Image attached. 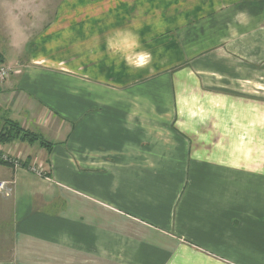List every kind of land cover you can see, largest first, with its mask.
I'll list each match as a JSON object with an SVG mask.
<instances>
[{"label": "crops", "instance_id": "0c3cea01", "mask_svg": "<svg viewBox=\"0 0 264 264\" xmlns=\"http://www.w3.org/2000/svg\"><path fill=\"white\" fill-rule=\"evenodd\" d=\"M16 1L0 264H264V0Z\"/></svg>", "mask_w": 264, "mask_h": 264}, {"label": "rangeland", "instance_id": "374dc122", "mask_svg": "<svg viewBox=\"0 0 264 264\" xmlns=\"http://www.w3.org/2000/svg\"><path fill=\"white\" fill-rule=\"evenodd\" d=\"M11 1L12 0H0V37H1L2 34L5 33L6 30L4 29V27H6V25H8L9 21H10V19H8V17L4 16L5 15L4 13H5L6 4H8L7 6H10L11 3L13 2V3H15V5H17V3H18V5H20V3L18 1H16V0H13L12 2ZM17 19L21 20L20 17H17L14 20H17ZM21 25L22 24H20L19 26H21ZM6 33H7V31H6ZM18 35H21V33H18ZM11 123H12V121L6 120L5 123H4L5 127L3 128L2 132L0 133V134H4L6 136V138H5L3 143H7V141H6L7 138H9L11 136H17L18 133H19V131L16 129V127L10 126ZM24 131H26V130L23 129L22 132H24ZM26 132H30V131H26ZM13 141H16V143L20 144V146L18 145V147L24 149V152L26 153V159L25 158H21V157L15 159V158H12V157H10L8 155H1L0 154V164L13 165L14 167H17V168L26 166L27 169L32 171V172H35V170H37V172H40L41 168L38 169L37 167L31 166V165H27V163L30 162V159H31L30 155L34 154L33 150H31L30 147H32L35 143L28 142L27 140H23L22 137H17ZM13 141H11V142H13ZM36 143L41 146L39 141H37ZM43 148L47 149L48 147L47 148L43 147ZM3 156H7V158L3 157ZM23 160H25V162ZM37 172H35V173L38 174ZM44 173H46V174L45 175H39L38 174V175L41 176V177H49L46 171ZM7 183H9V182H7ZM1 195L6 199V198H10L13 195V193L10 195V197L9 196L6 197V195L3 194V193Z\"/></svg>", "mask_w": 264, "mask_h": 264}, {"label": "trees", "instance_id": "16d2710c", "mask_svg": "<svg viewBox=\"0 0 264 264\" xmlns=\"http://www.w3.org/2000/svg\"><path fill=\"white\" fill-rule=\"evenodd\" d=\"M10 126H14L16 127V129L19 131L17 136H11L9 138L6 139L7 142H11L14 139H16L17 137H22L23 140H27L28 142H32V143H36L37 141L40 142L41 146L43 147H48L47 150L51 149L52 144L48 143L44 138H42L39 134L37 135L36 133H32V132H22L23 129L21 128V126H19L16 122H12L10 124ZM6 136L4 134H0V142H4Z\"/></svg>", "mask_w": 264, "mask_h": 264}, {"label": "built area", "instance_id": "2783aa9c", "mask_svg": "<svg viewBox=\"0 0 264 264\" xmlns=\"http://www.w3.org/2000/svg\"><path fill=\"white\" fill-rule=\"evenodd\" d=\"M13 73L14 70L12 68L8 67L7 65H5L3 62L0 61V83H5L6 81H8ZM3 157L7 158V156H3ZM35 172H37V170H35ZM44 172L45 170L41 168L40 172L37 173L39 175H45L46 173ZM0 193L5 194L6 197L7 196L10 197V195L13 193V188L11 187V184L0 181Z\"/></svg>", "mask_w": 264, "mask_h": 264}]
</instances>
